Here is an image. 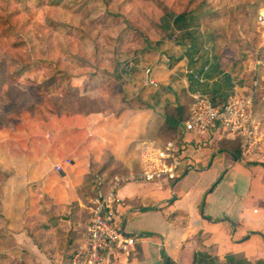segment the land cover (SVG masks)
I'll return each mask as SVG.
<instances>
[{"label": "crops", "instance_id": "obj_1", "mask_svg": "<svg viewBox=\"0 0 264 264\" xmlns=\"http://www.w3.org/2000/svg\"><path fill=\"white\" fill-rule=\"evenodd\" d=\"M165 4L134 30L137 43L112 52L115 109L22 110L0 125V264H65L84 240L92 199L114 184L112 219L135 242L107 264H164L165 256L175 264H264V143L245 155L239 138L216 127L159 132L165 106L189 109L196 93L222 104L236 89L253 90V114L264 120V60L234 65L238 46L219 41L209 21L226 15L228 0ZM223 138L239 141V159L221 148ZM173 139L186 144L176 178H126L150 145Z\"/></svg>", "mask_w": 264, "mask_h": 264}, {"label": "rangeland", "instance_id": "obj_2", "mask_svg": "<svg viewBox=\"0 0 264 264\" xmlns=\"http://www.w3.org/2000/svg\"><path fill=\"white\" fill-rule=\"evenodd\" d=\"M189 1L0 0V125L22 110L115 109L121 91L112 52L137 43L141 36L134 30L147 26L165 3L179 10ZM225 6L224 17L209 21L218 24L219 41L235 43L243 59L264 60V37L255 23L264 0H228Z\"/></svg>", "mask_w": 264, "mask_h": 264}, {"label": "built area", "instance_id": "obj_3", "mask_svg": "<svg viewBox=\"0 0 264 264\" xmlns=\"http://www.w3.org/2000/svg\"><path fill=\"white\" fill-rule=\"evenodd\" d=\"M257 20L264 23V11L258 13ZM253 96V90L244 92L236 89L226 102L216 104L208 94L196 93L189 107V116L180 124V128L202 134L216 127L225 136L239 138L243 154H252L254 149L264 143V120L253 114ZM185 149L186 144L177 139L160 145L152 144L143 153L142 167L126 178L146 181L174 179L177 177V169L185 167ZM70 162L71 159L67 157L55 164L54 168L60 170L62 163ZM114 187L115 184L106 194L92 199L84 240L65 264H107L109 256L131 250L135 238L126 235L112 219Z\"/></svg>", "mask_w": 264, "mask_h": 264}, {"label": "trees", "instance_id": "obj_4", "mask_svg": "<svg viewBox=\"0 0 264 264\" xmlns=\"http://www.w3.org/2000/svg\"><path fill=\"white\" fill-rule=\"evenodd\" d=\"M243 56H238L234 60V65L241 62L243 59ZM235 68V66H234ZM233 68V69H234ZM189 116V109H187L185 106H178V105H166L165 106V112H164V121L160 128V134L164 136H169L172 138L174 136V133L177 129V127ZM221 148L226 149L227 151L231 152L236 159L240 158V149H239V141L234 139L232 141H229L225 138L222 140ZM262 165H264V162H262ZM92 187V186H91ZM96 188L92 187L91 192L94 194L96 193ZM95 195V194H94ZM93 195V196H94ZM88 198L92 197V194L86 195ZM58 234H63V231L57 230ZM164 264H175L174 261L169 258L168 256H165L163 259Z\"/></svg>", "mask_w": 264, "mask_h": 264}, {"label": "water", "instance_id": "obj_5", "mask_svg": "<svg viewBox=\"0 0 264 264\" xmlns=\"http://www.w3.org/2000/svg\"><path fill=\"white\" fill-rule=\"evenodd\" d=\"M122 229H123V225H122V227H121Z\"/></svg>", "mask_w": 264, "mask_h": 264}]
</instances>
